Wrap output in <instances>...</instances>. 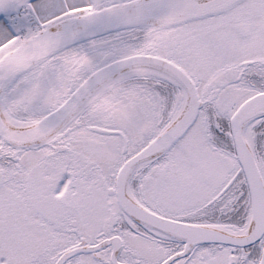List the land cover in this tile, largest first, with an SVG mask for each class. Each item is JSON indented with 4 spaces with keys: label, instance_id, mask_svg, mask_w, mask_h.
Returning a JSON list of instances; mask_svg holds the SVG:
<instances>
[{
    "label": "snow or ice",
    "instance_id": "1",
    "mask_svg": "<svg viewBox=\"0 0 264 264\" xmlns=\"http://www.w3.org/2000/svg\"><path fill=\"white\" fill-rule=\"evenodd\" d=\"M0 264H264V0H0Z\"/></svg>",
    "mask_w": 264,
    "mask_h": 264
}]
</instances>
